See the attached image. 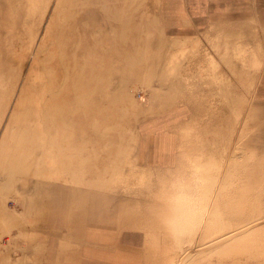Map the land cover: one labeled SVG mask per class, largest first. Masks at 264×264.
<instances>
[{
  "label": "rangeland",
  "instance_id": "1",
  "mask_svg": "<svg viewBox=\"0 0 264 264\" xmlns=\"http://www.w3.org/2000/svg\"><path fill=\"white\" fill-rule=\"evenodd\" d=\"M163 2L0 0V264H264V49Z\"/></svg>",
  "mask_w": 264,
  "mask_h": 264
},
{
  "label": "crops",
  "instance_id": "2",
  "mask_svg": "<svg viewBox=\"0 0 264 264\" xmlns=\"http://www.w3.org/2000/svg\"><path fill=\"white\" fill-rule=\"evenodd\" d=\"M162 6L163 18L172 25L178 24L179 34L186 32L183 27L188 24L197 28L209 25L219 27L226 22L231 28H250L251 36L254 34L257 38L247 37L246 41L256 39L264 49V0H164ZM103 231L98 228L83 231L80 235L82 245H101L105 241L114 244L115 238ZM86 254L87 251H82L83 256ZM96 257L101 258V255Z\"/></svg>",
  "mask_w": 264,
  "mask_h": 264
}]
</instances>
